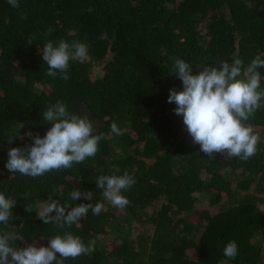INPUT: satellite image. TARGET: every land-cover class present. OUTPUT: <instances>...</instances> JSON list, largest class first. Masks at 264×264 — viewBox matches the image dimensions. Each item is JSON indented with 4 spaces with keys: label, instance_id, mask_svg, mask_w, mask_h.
Masks as SVG:
<instances>
[{
    "label": "trees",
    "instance_id": "trees-1",
    "mask_svg": "<svg viewBox=\"0 0 264 264\" xmlns=\"http://www.w3.org/2000/svg\"><path fill=\"white\" fill-rule=\"evenodd\" d=\"M18 3L0 0V192L15 201V219L0 224V233H14L15 246L33 240L46 246L60 230L36 213L49 196L64 203L75 188L93 191L92 203L103 202L104 211H89L67 229L86 243L95 239L96 250L66 264H264V102L248 121L260 135L248 162L220 154L209 160L167 102L170 88H182L169 75L177 58L194 74L198 65L231 63L233 56L245 63L264 58V0ZM49 27L52 35L44 37ZM30 35L36 39L28 45ZM47 39L88 45L86 59L69 62L68 81L45 74L40 48ZM58 100L105 133L96 156L37 178L9 173L8 149L31 141L9 143L6 133L24 125L21 133L42 137L51 127L42 113ZM113 122L122 135L111 133ZM113 165L136 180L123 210L104 201L95 184ZM27 205L33 211L25 212ZM230 240L238 247L234 259L223 255Z\"/></svg>",
    "mask_w": 264,
    "mask_h": 264
},
{
    "label": "clouds",
    "instance_id": "clouds-1",
    "mask_svg": "<svg viewBox=\"0 0 264 264\" xmlns=\"http://www.w3.org/2000/svg\"><path fill=\"white\" fill-rule=\"evenodd\" d=\"M12 8H18V0H7ZM21 14V19H26ZM53 29L49 27L44 37H50ZM36 39L34 35L27 38L31 45ZM42 60L47 65L46 75L51 78L69 80L70 61H83L89 55L86 43L74 40L71 43L64 39L53 41L47 39L40 48ZM184 59L177 58L169 68V75H174L181 81L182 88L169 89L167 102L175 104L173 112L182 117L184 130L189 134L194 144L209 160L216 154L226 158H238L248 162L258 153L257 145L260 135L248 123L264 102V87L260 69H264V58L257 54L247 63L239 56H233L232 62L220 60L218 65L201 64L196 66ZM42 119L51 127L41 137L32 131L21 133L20 129L6 133L8 142L14 139L24 140L23 147L8 149V159L4 165L9 173H19L22 176L37 178L46 173L68 170L74 164H81L86 159L95 157L99 144L107 139L105 133H96L93 122L87 115L80 116L69 111L63 101L47 105L42 113ZM113 135H122L117 123L110 125ZM136 183L133 175L127 171L121 174V169L113 165L110 174H101L95 178V184L104 201L123 210L130 201L125 192ZM31 193L25 192L24 198H30ZM88 203H73L77 200ZM94 200L93 191L73 189L68 192L64 203L58 199H49L36 213L44 224H54L60 230L47 239V245L33 240L26 246H15V234L0 233V264H66L68 260H76L81 256H91L95 252L96 240L87 243L70 229L89 211L98 216L104 211V203ZM15 206L13 198L0 192V224L8 225L15 219L12 210ZM25 212L33 211L32 205L24 207ZM54 213V215H53ZM238 254L235 240L228 241L223 248V255L234 259Z\"/></svg>",
    "mask_w": 264,
    "mask_h": 264
},
{
    "label": "rangeland",
    "instance_id": "rangeland-1",
    "mask_svg": "<svg viewBox=\"0 0 264 264\" xmlns=\"http://www.w3.org/2000/svg\"><path fill=\"white\" fill-rule=\"evenodd\" d=\"M91 73H92V75H94V71H93V69H92V72H91Z\"/></svg>",
    "mask_w": 264,
    "mask_h": 264
}]
</instances>
